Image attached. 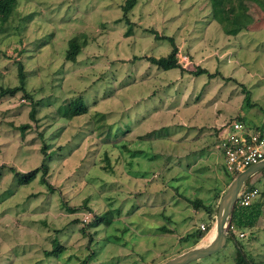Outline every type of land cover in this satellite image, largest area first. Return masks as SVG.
<instances>
[{
	"label": "rangeland",
	"instance_id": "1",
	"mask_svg": "<svg viewBox=\"0 0 264 264\" xmlns=\"http://www.w3.org/2000/svg\"><path fill=\"white\" fill-rule=\"evenodd\" d=\"M124 1L15 0L3 23L0 87L20 86L22 65L25 92L0 94V264H163L214 232L233 177L220 128L264 121V0H138L128 21ZM175 18L195 28V52L200 41L204 52L218 48L197 75L191 59L163 72L145 60L171 50L155 34L170 33ZM71 39L82 48L66 61ZM70 104L87 113L72 117ZM42 164L49 186L40 173L18 185L12 170ZM253 189L252 203L264 201V169L242 187ZM198 199L210 213L191 204ZM261 211L255 230H236L250 264H264ZM88 212L107 217L83 226ZM196 231L199 241L184 242ZM237 255L228 237L192 264H236Z\"/></svg>",
	"mask_w": 264,
	"mask_h": 264
},
{
	"label": "trees",
	"instance_id": "2",
	"mask_svg": "<svg viewBox=\"0 0 264 264\" xmlns=\"http://www.w3.org/2000/svg\"><path fill=\"white\" fill-rule=\"evenodd\" d=\"M138 0H125L124 4L122 5L121 9L123 11V20L128 21V16L127 14L132 11V9L136 6ZM15 5V0H0V34L3 31V23L6 22V20L9 18V16L12 13V9L14 8ZM155 38L157 39H165L170 43L171 46V51L167 56L160 57V58H154V57H146L145 60L153 65H155L159 70L163 71H168L172 69H180L183 70L180 64L178 63V57H177V52L178 49L176 45L174 44L173 40L169 37H159L157 34H155ZM82 46L75 40L71 39L69 41V49L66 52L65 60L66 61H75L77 55L80 53ZM200 72H203L201 69H197L195 71V75L199 74ZM19 82L20 86L14 87V88H7L3 89L0 87V94L1 95H10L14 96L18 92H25L24 89V83H25V75L24 71L22 68V65H19ZM25 97L27 99H30L32 97V94L25 93ZM246 100V99H245ZM71 106V116H79L82 114L87 113V107L85 106H75L73 104H70ZM241 121H244L241 118H238ZM29 128L28 125H23L20 127L21 131H24L25 129ZM43 154L46 155L44 148L41 150ZM16 181L19 186H24L29 183H31L36 176L40 173L42 177V182L44 184H47L45 182V176L48 173V166L47 164H42L39 168H36L32 171L26 172V173H20L15 170H12ZM234 179V176L229 180L230 182ZM230 184V183H229ZM228 184V185H229ZM49 186V184H47ZM219 198V197H218ZM196 208H203L205 211L210 213L211 208L207 205H205L201 200L194 201L193 203L191 202ZM264 207V201L261 199L258 202H253L250 206L248 207H240V206H235L230 218L228 219L227 222V228H228V237H232L235 245L238 249V255L236 258V264H250L249 260H247L246 256L243 254L241 251V247L235 239L237 237L233 236L232 233L230 232V228H233L237 231H245V230H255L257 227V222L258 219L261 215V210ZM105 217L107 216H100V217H95L93 218V222L91 223L93 228L99 227L103 222L105 221ZM208 231V230H207ZM197 232V233H196ZM195 234L193 233L186 235L184 237V242H187L189 240H200L203 237V233L200 231H196ZM197 234V235H196ZM227 237V240H228ZM238 239H241L238 237ZM197 242V241H196ZM195 242V243H196ZM61 248H63L61 245H57L54 247L52 251H50L49 255H55L56 253H59L61 251Z\"/></svg>",
	"mask_w": 264,
	"mask_h": 264
},
{
	"label": "built area",
	"instance_id": "3",
	"mask_svg": "<svg viewBox=\"0 0 264 264\" xmlns=\"http://www.w3.org/2000/svg\"><path fill=\"white\" fill-rule=\"evenodd\" d=\"M180 57V58H179ZM178 63L185 66L190 65L187 56L178 55ZM223 136L220 141V148L223 154V164L225 171L237 176L248 167L264 160V121L257 125L247 126L241 120H233L220 128ZM258 196V191L240 190L237 198L238 206L248 207L253 199ZM93 216L91 213H82L80 221L83 226L90 224ZM200 230L206 232V226L200 225ZM228 230V228H227ZM233 236L245 238L246 234L230 228Z\"/></svg>",
	"mask_w": 264,
	"mask_h": 264
},
{
	"label": "water",
	"instance_id": "4",
	"mask_svg": "<svg viewBox=\"0 0 264 264\" xmlns=\"http://www.w3.org/2000/svg\"><path fill=\"white\" fill-rule=\"evenodd\" d=\"M263 169L264 160L245 169L228 185L218 203L214 227L215 235L209 244L187 250L163 264H192L221 251L226 245L227 237L229 236L227 222L236 205L240 190L247 179Z\"/></svg>",
	"mask_w": 264,
	"mask_h": 264
},
{
	"label": "crops",
	"instance_id": "5",
	"mask_svg": "<svg viewBox=\"0 0 264 264\" xmlns=\"http://www.w3.org/2000/svg\"><path fill=\"white\" fill-rule=\"evenodd\" d=\"M176 4H178V3H176ZM173 20L175 22H173L174 24L172 25V27H169L168 25L165 26V28H167V29L170 28V33L165 32V35L159 34L158 36L171 38L173 40L174 44L176 45L177 49H178L177 56L180 54L187 56L189 59L192 60L194 65L197 67V69L199 68L201 70H204L202 68L203 61L204 60L205 61L211 60L212 56H214L217 53L218 48L216 47V45L214 48H212L211 44H210L211 48L208 49V52H204V48L202 46H200V44H202L203 42L200 41L194 46V49L199 46V48L196 49V52H195L193 49H191L190 44H188L190 36L193 35L195 28L191 27V25H187V24H185V25L175 24L176 22L177 23H179V22L177 21L176 18ZM208 27L209 26H207V28ZM228 33H229V30H227L225 35H228ZM208 41H209V43L211 42L210 39H208ZM185 47L190 48V49H188L189 54L184 52ZM170 51L171 50H169V46H165V51L163 50V52H164L163 55L167 56ZM202 54H204V56ZM250 125H253V124L251 123ZM213 237H214V234L211 235L210 240L206 244H204L203 246L209 244Z\"/></svg>",
	"mask_w": 264,
	"mask_h": 264
},
{
	"label": "bare ground",
	"instance_id": "6",
	"mask_svg": "<svg viewBox=\"0 0 264 264\" xmlns=\"http://www.w3.org/2000/svg\"><path fill=\"white\" fill-rule=\"evenodd\" d=\"M213 231H214V232H213L211 235H213V234L215 235V228L213 229Z\"/></svg>",
	"mask_w": 264,
	"mask_h": 264
},
{
	"label": "clouds",
	"instance_id": "7",
	"mask_svg": "<svg viewBox=\"0 0 264 264\" xmlns=\"http://www.w3.org/2000/svg\"><path fill=\"white\" fill-rule=\"evenodd\" d=\"M235 177H236V176H235ZM235 177H234V178H235Z\"/></svg>",
	"mask_w": 264,
	"mask_h": 264
}]
</instances>
